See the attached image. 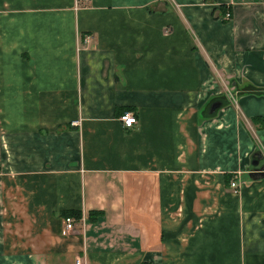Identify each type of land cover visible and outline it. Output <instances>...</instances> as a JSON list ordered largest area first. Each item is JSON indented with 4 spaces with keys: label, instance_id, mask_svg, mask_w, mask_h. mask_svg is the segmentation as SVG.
<instances>
[{
    "label": "crops",
    "instance_id": "crops-1",
    "mask_svg": "<svg viewBox=\"0 0 264 264\" xmlns=\"http://www.w3.org/2000/svg\"><path fill=\"white\" fill-rule=\"evenodd\" d=\"M89 5L0 0V264H264V0Z\"/></svg>",
    "mask_w": 264,
    "mask_h": 264
},
{
    "label": "built area",
    "instance_id": "built-area-1",
    "mask_svg": "<svg viewBox=\"0 0 264 264\" xmlns=\"http://www.w3.org/2000/svg\"><path fill=\"white\" fill-rule=\"evenodd\" d=\"M232 17H233V13H232V11H230V9H227L226 12L224 14H222V19L224 21H230L232 19ZM120 120L123 123V126L125 128H133L135 125L138 124V118H137L136 114L131 112V111L124 112L121 115ZM231 187L232 188L237 187L236 183L232 182ZM82 220H83V217L80 220V222ZM75 223H76V220L74 218L64 219V227H63L62 234L68 235L71 231H73L75 229ZM77 263H79V261Z\"/></svg>",
    "mask_w": 264,
    "mask_h": 264
},
{
    "label": "water",
    "instance_id": "water-1",
    "mask_svg": "<svg viewBox=\"0 0 264 264\" xmlns=\"http://www.w3.org/2000/svg\"><path fill=\"white\" fill-rule=\"evenodd\" d=\"M222 107L221 102H214L210 105L209 114L214 115L215 112ZM254 160L252 161V166L254 167L248 174L252 180L264 178V164L261 165V162L264 161V154L261 151L256 152L253 155Z\"/></svg>",
    "mask_w": 264,
    "mask_h": 264
},
{
    "label": "trees",
    "instance_id": "trees-1",
    "mask_svg": "<svg viewBox=\"0 0 264 264\" xmlns=\"http://www.w3.org/2000/svg\"><path fill=\"white\" fill-rule=\"evenodd\" d=\"M222 9H221V13H225L227 9H225V6H221ZM256 120L258 119H262L261 117H257L255 118ZM231 177H228V180L230 179ZM62 217L64 219H67V218H75L77 221H80L82 219V214H81V211H77V210H66V211H63L61 213ZM98 216V213L97 212H90L89 213V217H88V221L90 223H94L96 222L97 220V217Z\"/></svg>",
    "mask_w": 264,
    "mask_h": 264
},
{
    "label": "rangeland",
    "instance_id": "rangeland-1",
    "mask_svg": "<svg viewBox=\"0 0 264 264\" xmlns=\"http://www.w3.org/2000/svg\"><path fill=\"white\" fill-rule=\"evenodd\" d=\"M88 4L89 5V0H76V9H77V6H80V7H86ZM7 9L11 8V6H8L6 7ZM235 90H230V92H234ZM235 93V92H234ZM228 180V178H227ZM232 181V177L228 180V183H230Z\"/></svg>",
    "mask_w": 264,
    "mask_h": 264
}]
</instances>
